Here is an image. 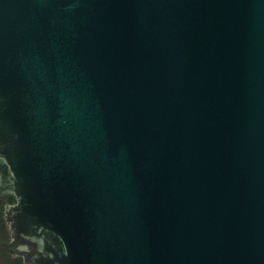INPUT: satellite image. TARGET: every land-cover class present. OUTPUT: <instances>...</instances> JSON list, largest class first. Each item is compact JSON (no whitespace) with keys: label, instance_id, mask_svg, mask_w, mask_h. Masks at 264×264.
<instances>
[{"label":"water","instance_id":"obj_1","mask_svg":"<svg viewBox=\"0 0 264 264\" xmlns=\"http://www.w3.org/2000/svg\"><path fill=\"white\" fill-rule=\"evenodd\" d=\"M0 264H264V0H0Z\"/></svg>","mask_w":264,"mask_h":264}]
</instances>
